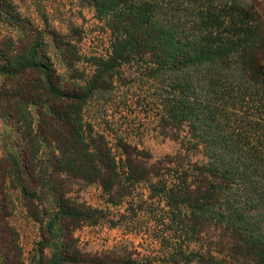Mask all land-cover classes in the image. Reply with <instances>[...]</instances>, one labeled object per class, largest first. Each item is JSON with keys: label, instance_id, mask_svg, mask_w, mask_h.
I'll return each instance as SVG.
<instances>
[{"label": "trees", "instance_id": "16d2710c", "mask_svg": "<svg viewBox=\"0 0 264 264\" xmlns=\"http://www.w3.org/2000/svg\"><path fill=\"white\" fill-rule=\"evenodd\" d=\"M85 1L111 33L110 52L91 59L89 77L80 66V28L66 32L46 15L41 27L0 0V10L23 28L0 49L8 84L0 115L15 119L13 132L30 147L27 155L0 158V196L10 170L27 202L55 203L42 245L56 247L34 264H103L54 241L63 222L105 217L73 203L79 181L99 183L113 206L145 187L160 211L164 261L111 252V264H264L263 11L252 0ZM128 67L159 107L160 134L181 144L178 153L154 160L124 138L110 143L86 121V103L114 91ZM43 142L52 149L47 162L39 156ZM193 152L207 161H193ZM1 217L0 259L9 264Z\"/></svg>", "mask_w": 264, "mask_h": 264}, {"label": "rangeland", "instance_id": "374dc122", "mask_svg": "<svg viewBox=\"0 0 264 264\" xmlns=\"http://www.w3.org/2000/svg\"><path fill=\"white\" fill-rule=\"evenodd\" d=\"M10 1L16 10L41 27L46 25L43 17L46 15L52 26L66 32H72L74 27L80 28L83 36L81 51L86 57L80 66L86 77L94 70L91 59L109 54L110 30L105 22L95 16L93 7L85 0ZM252 1L264 13V0ZM22 31L23 28L13 18L0 10V49L6 50L8 45H12V41L21 36ZM125 74L117 81L114 91L111 92L110 89L97 93L86 103L83 109L86 121L92 123L95 132L105 134L110 143L112 141L115 144V139L124 138L140 149L150 151L154 160L181 151L179 142L160 134L159 107L149 97L148 88L138 80L137 69L128 67ZM130 77L138 81L132 83ZM7 85L0 76L2 98ZM35 110L33 107L32 111ZM17 127L15 119L0 115V158L10 153L27 155L30 147L26 140L20 139L13 132ZM51 151V147L43 142L39 156L47 162ZM190 158L193 161H207L202 153H190ZM3 162L5 161L0 162V165ZM8 175L5 193L0 196L6 203V208L1 206L0 211L5 217V222H1V225L6 230L3 234L4 241L9 245L8 263L34 264L41 256L49 259L56 246L52 242L53 244L43 247L42 243L50 239L47 228L55 210V203L52 199L27 202L18 188L14 174L9 170ZM69 196L75 205L102 209L105 217L98 224L63 222L59 228L63 235L57 236L54 241L69 244L82 255L101 260L99 262L103 264H111V252L123 256L133 255L140 260L152 259L155 263L164 261L161 258L164 252V226L155 216L160 211L152 204L154 199L149 197L148 189L139 188L135 198L120 206L111 205L108 194L99 183L79 181L74 184ZM140 205L151 207L153 212L139 209ZM0 264H6L4 258L0 259Z\"/></svg>", "mask_w": 264, "mask_h": 264}]
</instances>
